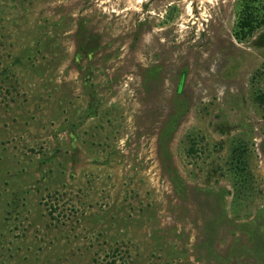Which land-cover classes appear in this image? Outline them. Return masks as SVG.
<instances>
[{
	"label": "rangeland",
	"instance_id": "rangeland-1",
	"mask_svg": "<svg viewBox=\"0 0 264 264\" xmlns=\"http://www.w3.org/2000/svg\"><path fill=\"white\" fill-rule=\"evenodd\" d=\"M262 94L264 0H0V264H264Z\"/></svg>",
	"mask_w": 264,
	"mask_h": 264
},
{
	"label": "trees",
	"instance_id": "trees-1",
	"mask_svg": "<svg viewBox=\"0 0 264 264\" xmlns=\"http://www.w3.org/2000/svg\"><path fill=\"white\" fill-rule=\"evenodd\" d=\"M250 8L246 5L243 7V10L245 11L244 14H243V17L241 19V24L243 26L242 29H246L248 30V33H250L252 30H253V20H252V15L249 11ZM257 101L259 103H261L262 105H264V94L260 95L258 98H257ZM236 167H239V169L241 168V170H243V167L241 166V160L240 158L237 159V163H236Z\"/></svg>",
	"mask_w": 264,
	"mask_h": 264
}]
</instances>
